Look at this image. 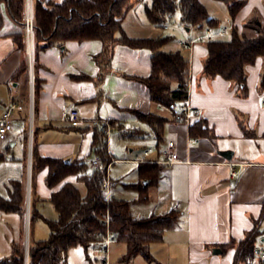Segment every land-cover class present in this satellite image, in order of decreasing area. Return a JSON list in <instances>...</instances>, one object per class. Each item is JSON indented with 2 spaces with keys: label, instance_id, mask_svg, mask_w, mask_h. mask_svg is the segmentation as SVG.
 Returning a JSON list of instances; mask_svg holds the SVG:
<instances>
[{
  "label": "crops",
  "instance_id": "crops-1",
  "mask_svg": "<svg viewBox=\"0 0 264 264\" xmlns=\"http://www.w3.org/2000/svg\"><path fill=\"white\" fill-rule=\"evenodd\" d=\"M35 3L36 0H32L33 7ZM256 9L264 15V0H247L234 23L242 27ZM0 15L3 19L0 28V116L13 103L24 106L22 111L14 112V127L7 139H0L7 145V148H0V154L5 157L2 161L20 162L22 152L25 157L28 149L32 168L34 144L43 156L86 160L92 154L94 128L99 123L109 119L115 120V125L121 121L142 123L130 109L168 117L164 141H175L179 161L169 167H160L161 178L158 185L150 189L152 200L149 199L154 203L153 212L157 207L163 213L177 208L180 218L176 227L165 231L163 241L151 244L153 260L146 263L163 264L164 255H169L167 259L173 264H233L234 248L225 253L214 249L232 239L241 241L256 227L264 230L263 57L247 66V89L243 93L230 80L222 76L211 78L203 73V62L208 55L205 42L195 43L188 49L189 103L201 108L200 117L209 129L208 135L192 140L190 125L173 120L170 110L153 103L144 82L125 76L150 75L151 49L116 44L110 70L103 81L98 82L101 67L94 56L101 52L102 41L67 40L38 51L31 71L25 47H20L14 36L22 30L21 24L9 16L4 3L0 4ZM185 28L188 32L192 29ZM123 30L129 37H156L139 32L132 35L125 28ZM205 30L201 29L202 32L187 40ZM116 37L120 38L121 32H117ZM172 42L166 44L164 50H178L177 46L171 48ZM22 63L26 64V70L16 75ZM83 74L86 77L80 78ZM72 109H76L82 119L78 126H72L68 120ZM243 127L250 135L244 133ZM136 129L140 133L136 137H147L156 143L148 126L133 130ZM224 150L232 151L230 159L221 154ZM231 163L237 171L234 177L231 176ZM47 172L48 168L38 172L36 192L39 199L49 198L65 182L75 184L78 180L77 175H70L51 188L45 183Z\"/></svg>",
  "mask_w": 264,
  "mask_h": 264
},
{
  "label": "trees",
  "instance_id": "trees-1",
  "mask_svg": "<svg viewBox=\"0 0 264 264\" xmlns=\"http://www.w3.org/2000/svg\"><path fill=\"white\" fill-rule=\"evenodd\" d=\"M231 15V38L219 36L206 40L208 55L203 62V73L208 77L222 76L239 86L245 93L247 89V66L254 64L258 57L264 59V21L259 10L253 13L243 23L242 31H238L234 20L239 11L246 5L247 0H224ZM6 5L9 16L22 30L16 33L15 39L20 47H25V33L23 30L25 0H0ZM134 5L131 0H36L34 6L35 18V55L38 51L54 43H64L67 40L84 41L98 39L103 47L94 56L100 65L101 72L98 82L103 81L118 43L133 48L146 47L152 50L151 73L147 77L125 75L128 78L144 82L149 91L150 100L159 107L171 111L172 119L180 111L181 105L188 95L189 57L182 50H164V46L173 40L170 36L129 37L123 30V20ZM179 9L181 22L186 27L197 26L203 29L204 23L208 28L217 30L222 24L217 18L211 17L205 4L201 0H151L146 7V15L151 23L162 25L166 16H171ZM0 15V28L2 27ZM121 32V37L116 33ZM228 33V34H229ZM227 34V35H228ZM182 47V46H181ZM183 48V47H182ZM188 52V49L183 48ZM26 70L22 63L16 75ZM85 78L86 75H80ZM261 87L264 88V65L261 73ZM139 121L146 124L152 131L156 141L155 146H162L164 141V127L169 121L156 112H141L130 109ZM94 128L92 138V154L98 155L102 165L113 164L114 158L108 149L107 127L115 126L113 119L101 122ZM244 128V133L250 132ZM190 135L195 137L209 134L206 121L199 117L189 128ZM127 135L139 136V129L129 131ZM165 144V143H164ZM5 157L0 154V161ZM33 171L38 173L48 168L45 183L54 187L70 175H77L78 180L85 183L86 192L82 194L72 182H65L63 186L52 192L49 200L55 207L57 218L48 220L50 235L47 239L38 240L28 248V264H68L67 251L73 246H82L86 250L91 244L104 243L107 233L105 223L109 214V230L115 241L125 242L126 253L122 256L124 262L129 263L136 256L141 255L148 262L153 260L150 246L164 239L166 230L173 229L179 223L180 212L172 208L162 214H151L148 217H135L131 211V201L117 199L111 195L107 201L102 192L103 173L97 168L87 174L85 159H66L43 156L36 144L32 148ZM138 173L140 181L128 187L137 189L140 193L139 202L149 201V191L158 185L161 178L160 166L157 163H139ZM12 188L7 198L0 197V210L6 213L23 214L25 210V186L19 180L11 181ZM114 186V182L112 181ZM39 197L34 191L31 200V215L38 216L36 203ZM264 237V230L254 228L241 241L234 239L218 245L222 252L234 248L233 264H246L248 260L257 256V248ZM0 264H26V254L18 243H14L10 256L0 259Z\"/></svg>",
  "mask_w": 264,
  "mask_h": 264
},
{
  "label": "rangeland",
  "instance_id": "rangeland-1",
  "mask_svg": "<svg viewBox=\"0 0 264 264\" xmlns=\"http://www.w3.org/2000/svg\"><path fill=\"white\" fill-rule=\"evenodd\" d=\"M131 1L134 5L129 9L122 23L123 28L128 30L127 32L129 34L136 35L139 32V34H148V36H170L173 37L171 48L177 46L186 53L187 51L180 46V42L186 41L189 36H195L201 31V29L195 26L188 32L185 25L181 22L179 9H177L173 15L166 16L163 24L157 26L151 23L146 15V7L151 5V0ZM201 1L207 7L209 15L217 18L222 24H226V20L231 18L228 5L224 0ZM240 23L242 24V21ZM228 25L231 27L232 23ZM206 27L207 25L204 23V30ZM242 29L243 26L238 27L239 32L242 31ZM231 36L232 34L229 33L224 38L229 39ZM131 126L133 129L135 127H142L144 129L147 127L145 124L137 121L136 123L121 121L120 124L109 127L110 129L107 133L109 152L114 158L118 159L111 164L109 171V176L114 182V186L112 184L111 195L117 199L131 201V211L135 217H148L155 213L162 214V209L158 207L154 209L155 213L153 212L154 203L151 201L152 198L149 197L151 200L149 199L150 201L147 202H139V191L132 187H128V185L140 181L138 173L139 163L128 160L134 158L136 154L141 153L143 148L155 146V142L147 137L141 138L127 135L130 133L129 130H133ZM2 147L7 148V145L0 141V148ZM26 153L27 155L23 157L22 152L20 162L0 161V197L7 198L9 196V191L12 188V180H19L24 183L26 187L25 210L23 214L6 213L0 210V259L12 254L14 243H18L26 254L30 244L38 240L47 239L50 235L48 220H55L57 218V212L49 198H40L36 203L39 215L34 217L31 215V200L34 199V191L35 188L37 191L39 181L38 173H34L33 168H31L29 164L28 149ZM92 158L93 155L86 158L87 174H91L93 170L97 169V167L91 163ZM75 184L82 193L86 192L84 181L76 180ZM149 195H152L151 190L149 191ZM261 246L262 244L259 243V247ZM104 248L105 243L91 244L88 250L82 246H73L67 251V262L68 264H105L104 257L106 254ZM126 251L127 246L125 242L113 241L109 247L110 263L147 264L146 260L141 255L132 259L129 263L124 262L121 258ZM168 256L169 255H164L163 264H173L172 260L167 259Z\"/></svg>",
  "mask_w": 264,
  "mask_h": 264
},
{
  "label": "built area",
  "instance_id": "built-area-1",
  "mask_svg": "<svg viewBox=\"0 0 264 264\" xmlns=\"http://www.w3.org/2000/svg\"><path fill=\"white\" fill-rule=\"evenodd\" d=\"M231 20L227 19L226 24L222 27L214 30L212 28H207L202 34L197 37L180 42L181 46L185 49H190L195 43L205 42L206 40H212L219 36H225L229 33ZM23 30L25 33V47L27 54L29 56V66L32 71L34 65V55H35V18H34V7L32 0H25V12H24V21H23ZM264 103V95L262 97ZM24 106L22 104L13 103L11 104L0 116V139L6 140L10 131L14 127L13 115L15 111H22ZM31 113H33V104L31 107ZM202 113L201 108H194L189 103V90L188 95L184 103L181 105L180 111L175 115L177 122H185L188 125H191L193 121L200 117ZM33 115V114H32ZM68 120L72 126H78L82 123V119L79 116V113L76 109L69 111ZM105 130L106 133L109 132V127ZM192 140L194 139L191 137ZM157 156H153V154ZM131 161L135 163H157L161 167H169L179 161V156L176 151V143L174 140H167L163 146H148L143 148L142 152L136 154ZM115 162V160H113ZM91 163L96 166L104 176L102 183V192L105 195L107 201L111 198L112 191V179L109 176V171L111 164L102 165L101 159L99 156L93 154ZM231 176L234 177L237 174V171L234 167V164L231 163ZM109 214L106 215L105 223L107 225V233L105 236V254L104 263L110 264L109 260V247L114 240L113 233L109 230ZM262 246L257 248V256L248 260L246 264H264V237L261 242Z\"/></svg>",
  "mask_w": 264,
  "mask_h": 264
},
{
  "label": "water",
  "instance_id": "water-1",
  "mask_svg": "<svg viewBox=\"0 0 264 264\" xmlns=\"http://www.w3.org/2000/svg\"><path fill=\"white\" fill-rule=\"evenodd\" d=\"M49 0H43L44 3L48 2ZM189 29V27H187ZM221 154L230 159L232 157V151H229V150H224L221 152ZM71 161V158H67L66 159V162H70ZM215 252H222L221 248H218V249H214ZM256 252H258V249L256 250ZM26 264H28V250L26 251Z\"/></svg>",
  "mask_w": 264,
  "mask_h": 264
}]
</instances>
